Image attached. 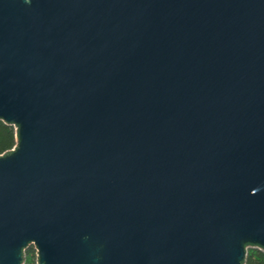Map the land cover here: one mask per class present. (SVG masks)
Masks as SVG:
<instances>
[{
    "label": "water",
    "instance_id": "1",
    "mask_svg": "<svg viewBox=\"0 0 264 264\" xmlns=\"http://www.w3.org/2000/svg\"><path fill=\"white\" fill-rule=\"evenodd\" d=\"M0 118V264L264 249V0H0Z\"/></svg>",
    "mask_w": 264,
    "mask_h": 264
},
{
    "label": "trees",
    "instance_id": "2",
    "mask_svg": "<svg viewBox=\"0 0 264 264\" xmlns=\"http://www.w3.org/2000/svg\"><path fill=\"white\" fill-rule=\"evenodd\" d=\"M17 126L0 118V155L11 151L17 144ZM25 264H36V249L30 246L25 253ZM243 264H264V249L259 246H247V254Z\"/></svg>",
    "mask_w": 264,
    "mask_h": 264
},
{
    "label": "built area",
    "instance_id": "3",
    "mask_svg": "<svg viewBox=\"0 0 264 264\" xmlns=\"http://www.w3.org/2000/svg\"><path fill=\"white\" fill-rule=\"evenodd\" d=\"M31 246H34L35 247V249H36V264H38V261H37V258H38V249L36 248V246L34 245V244H32ZM25 253H26V251H25ZM24 264H25V262H24Z\"/></svg>",
    "mask_w": 264,
    "mask_h": 264
}]
</instances>
